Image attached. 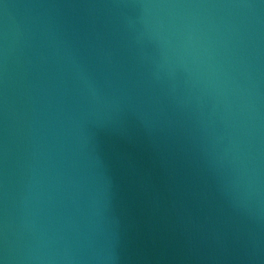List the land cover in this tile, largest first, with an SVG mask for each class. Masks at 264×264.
I'll use <instances>...</instances> for the list:
<instances>
[{
	"label": "water",
	"instance_id": "1",
	"mask_svg": "<svg viewBox=\"0 0 264 264\" xmlns=\"http://www.w3.org/2000/svg\"><path fill=\"white\" fill-rule=\"evenodd\" d=\"M2 264H264V0H0Z\"/></svg>",
	"mask_w": 264,
	"mask_h": 264
},
{
	"label": "snow or ice",
	"instance_id": "2",
	"mask_svg": "<svg viewBox=\"0 0 264 264\" xmlns=\"http://www.w3.org/2000/svg\"><path fill=\"white\" fill-rule=\"evenodd\" d=\"M0 264H2V262H0Z\"/></svg>",
	"mask_w": 264,
	"mask_h": 264
}]
</instances>
